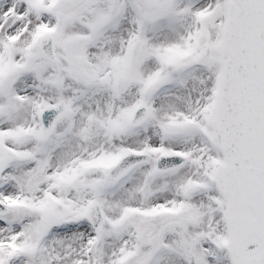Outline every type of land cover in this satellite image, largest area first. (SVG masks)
I'll use <instances>...</instances> for the list:
<instances>
[{
  "label": "snow or ice",
  "instance_id": "obj_1",
  "mask_svg": "<svg viewBox=\"0 0 264 264\" xmlns=\"http://www.w3.org/2000/svg\"><path fill=\"white\" fill-rule=\"evenodd\" d=\"M0 264H264V0H0Z\"/></svg>",
  "mask_w": 264,
  "mask_h": 264
}]
</instances>
